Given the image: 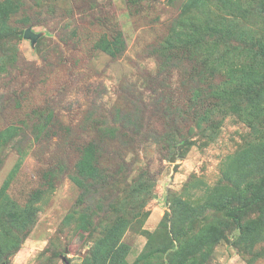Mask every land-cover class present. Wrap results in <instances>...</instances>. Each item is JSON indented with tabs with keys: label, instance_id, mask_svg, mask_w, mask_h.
<instances>
[{
	"label": "rangeland",
	"instance_id": "1",
	"mask_svg": "<svg viewBox=\"0 0 264 264\" xmlns=\"http://www.w3.org/2000/svg\"><path fill=\"white\" fill-rule=\"evenodd\" d=\"M261 1L241 0L244 18L215 0H0V203L34 206L5 264H94L122 220L121 264H264L263 163L249 176L237 162L264 143V88L231 92L264 74ZM233 19L252 37L240 49L205 33ZM118 34L113 57L98 43ZM92 141L107 177L82 188L73 176ZM225 192L238 220L213 205Z\"/></svg>",
	"mask_w": 264,
	"mask_h": 264
},
{
	"label": "trees",
	"instance_id": "2",
	"mask_svg": "<svg viewBox=\"0 0 264 264\" xmlns=\"http://www.w3.org/2000/svg\"><path fill=\"white\" fill-rule=\"evenodd\" d=\"M214 1V0H187L186 2V8L190 10L194 8H199L204 6L207 2ZM219 1L224 7L229 9H234L235 13L240 14L244 18H246L248 15L251 16L252 14V8L250 9V4L248 6L244 5L241 0H215ZM252 1V0H251ZM8 6H11L9 4ZM7 6V8H8ZM258 11H255L254 15L255 18L261 20L264 23V1H261L260 5L256 7ZM253 17V16H252ZM221 20L217 24V26L212 27L211 29L205 28V33L209 34L208 36L211 37H219L220 44L224 46H231V45H237L240 49L241 46H244L245 43H249V41L252 39L251 35L245 30L244 27H241L240 23L236 20H232V24H225V26L221 27ZM121 34H118L115 36V38L108 39L106 37H103L98 43L100 48H102L104 51L108 52L111 56H117L119 53L124 51V43L121 39ZM202 39V38H201ZM205 40V39H204ZM239 40L242 42V44H235L234 41ZM260 52H258V55H254L253 58H257L260 56H264V41L260 42ZM248 50L245 51L243 54L239 55L238 58L244 56H248ZM264 80V74L261 72H255L250 75V77L247 78V80L244 82V86L241 90L231 91L233 94L240 93L244 96L246 95H252V94H258L260 96L262 92L263 83ZM103 135V134H101ZM109 136V134L107 135ZM111 137V136H110ZM99 150L95 143V141H92L91 143H88L87 146L82 148L81 150V157L80 161L77 165V174L73 176V180L77 185L80 187H85V179L90 177L93 180H98L99 178H105L107 176L104 167H101V160H99ZM239 166L240 161L241 164L244 165V167H240L242 172L244 174H247L251 176L253 174V170L250 168H255L258 164L257 162L263 163V169L259 167V170L257 171L260 178L259 188L257 191V194L255 195V203L262 208L264 207V143L257 144L250 146L246 148L237 159ZM249 168V169H248ZM86 175V176H85ZM88 176V177H87ZM144 175L138 177L136 180V186L140 188V190H143L146 188V183L142 180V177ZM231 194V193H230ZM230 194L220 193V196L218 199L213 203L215 204L216 209L223 211L227 218L234 217L238 220L237 213L240 211L238 207H232L229 205L231 203ZM237 193L232 192V196H236ZM237 198V197H235ZM35 202V201H33ZM6 206L3 203H0V232L1 236H3V239H0V261L9 257L11 254L18 251L20 248L21 242L23 241L18 240L19 235L17 232H22L24 230V227L26 226L27 222L31 219L33 212H34V206L32 204H29L26 208H21L20 206L14 207V214H8V209L5 208ZM6 214L9 217H6ZM264 215V212H263ZM257 225L261 223L260 221H255ZM255 223L254 222H247L246 225V236H249V230L254 229L255 230ZM129 222L127 223L126 220L119 221L118 223L114 224L108 231L107 234L102 237L98 243L96 244L95 250L93 255L94 258V264H106L110 260L113 262V264L122 263L124 257L127 254V247L125 244L122 243V238L126 231L128 230ZM240 228L243 230V226L240 225ZM242 234V233H241ZM221 238V233L216 234V240ZM247 239H251V236H249ZM215 241V239H213ZM200 244V243H199ZM203 245V243H201ZM6 262V261H5ZM174 264V263H171ZM187 264V263H185ZM196 264V263H194Z\"/></svg>",
	"mask_w": 264,
	"mask_h": 264
},
{
	"label": "water",
	"instance_id": "3",
	"mask_svg": "<svg viewBox=\"0 0 264 264\" xmlns=\"http://www.w3.org/2000/svg\"><path fill=\"white\" fill-rule=\"evenodd\" d=\"M24 37L29 38L34 42L36 39H38L39 34L34 33L31 29H27L24 32ZM5 263H6L5 261L2 262V264H5Z\"/></svg>",
	"mask_w": 264,
	"mask_h": 264
}]
</instances>
